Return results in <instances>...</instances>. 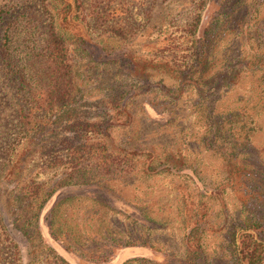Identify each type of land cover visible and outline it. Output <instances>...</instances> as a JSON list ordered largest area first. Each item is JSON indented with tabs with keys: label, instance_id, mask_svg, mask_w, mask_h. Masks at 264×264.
Wrapping results in <instances>:
<instances>
[{
	"label": "rangeland",
	"instance_id": "obj_1",
	"mask_svg": "<svg viewBox=\"0 0 264 264\" xmlns=\"http://www.w3.org/2000/svg\"><path fill=\"white\" fill-rule=\"evenodd\" d=\"M53 2L0 0L74 76L31 109L0 55V264H246L244 234L264 264V0Z\"/></svg>",
	"mask_w": 264,
	"mask_h": 264
},
{
	"label": "trees",
	"instance_id": "obj_2",
	"mask_svg": "<svg viewBox=\"0 0 264 264\" xmlns=\"http://www.w3.org/2000/svg\"><path fill=\"white\" fill-rule=\"evenodd\" d=\"M53 1L47 2V0H42V4L46 8L51 5L53 9H57L58 4ZM56 14L57 16L66 14V10H60ZM5 15L6 12L4 13L3 8H0V28L2 31L0 37V55L6 63V67L15 77L24 101L31 109L38 110L54 111L67 106L74 93V76L67 61L64 40L55 32L54 22H50L48 31L42 39L41 44H29V39L23 33L30 27V23L26 22L23 26L12 27L11 22L8 23V20L11 18H3ZM21 27L22 30H19ZM19 117L23 126H26L28 120L27 113L24 114V111L21 110ZM94 126V124H87L86 122H75L70 125L69 129L73 132L78 130L89 131L90 128L94 130ZM81 146L77 150L84 149L88 151L87 153L98 152L104 164L107 163L105 168L107 167L108 172L113 166L120 167L121 169L126 165L125 163V165L122 164L123 158L109 153L107 147L103 144H98L97 147L91 144H82ZM127 155L137 154H125V156ZM142 156L146 161L152 160V154L149 152L143 153ZM146 171L149 173L151 168L149 166L146 167ZM73 175L75 173L68 174L69 177L64 179L62 184H71V181L74 179ZM32 192L37 193L36 190ZM11 246L13 245L11 244ZM236 249L235 246V253ZM259 249L260 243L257 240H254L247 234L241 236L240 254L246 260V264H261L262 258L260 257Z\"/></svg>",
	"mask_w": 264,
	"mask_h": 264
}]
</instances>
